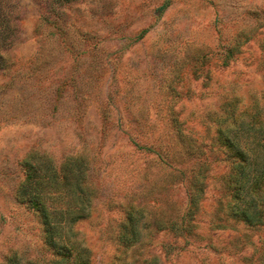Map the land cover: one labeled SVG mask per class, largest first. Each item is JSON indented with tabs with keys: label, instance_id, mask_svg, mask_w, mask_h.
<instances>
[{
	"label": "rangeland",
	"instance_id": "rangeland-1",
	"mask_svg": "<svg viewBox=\"0 0 264 264\" xmlns=\"http://www.w3.org/2000/svg\"><path fill=\"white\" fill-rule=\"evenodd\" d=\"M16 4L18 38L0 67V264L52 257L38 215L16 199L33 150L56 165L86 158L97 195L74 230L91 264H263L264 227L230 217L234 159L218 136L242 124V137L264 135V0H78L59 23L42 0ZM201 172L192 231L159 230L185 214ZM130 204L151 227L127 249Z\"/></svg>",
	"mask_w": 264,
	"mask_h": 264
},
{
	"label": "trees",
	"instance_id": "trees-1",
	"mask_svg": "<svg viewBox=\"0 0 264 264\" xmlns=\"http://www.w3.org/2000/svg\"><path fill=\"white\" fill-rule=\"evenodd\" d=\"M48 14L59 23L64 19L65 7L78 0H42ZM16 0H0V67L4 68L5 56L18 38L19 19ZM54 23V22H52ZM248 40V39H247ZM239 46V45H237ZM237 47L228 51L224 65L235 55ZM231 136V131H219L218 140L232 154L231 172L226 177L230 200L227 203L230 217L249 228L264 227V135L253 139L242 137L245 129ZM241 133V134H240ZM139 150L154 152L152 148L135 143ZM26 171L24 181L16 191L19 203L27 205L39 217L43 226L44 244L51 252L49 260H24L14 253L5 264H91V251L77 240L74 227L88 219L94 209L97 190L90 180L89 167L84 156L68 157L60 165L53 158L37 150L30 152L22 161ZM204 173H198L190 194L185 214L177 221L159 220V230L170 229L179 235L192 231L197 208L205 194ZM142 207L130 204L121 224L120 243L127 249L143 240V233L151 227ZM222 221V220H221ZM219 229H227L224 221ZM151 264H158L157 261ZM264 264V262H263Z\"/></svg>",
	"mask_w": 264,
	"mask_h": 264
}]
</instances>
